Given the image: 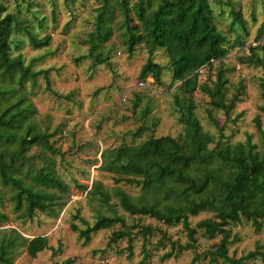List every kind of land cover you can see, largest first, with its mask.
Instances as JSON below:
<instances>
[{
	"label": "trees",
	"instance_id": "16d2710c",
	"mask_svg": "<svg viewBox=\"0 0 264 264\" xmlns=\"http://www.w3.org/2000/svg\"><path fill=\"white\" fill-rule=\"evenodd\" d=\"M99 1L95 29L90 34V56L96 62L101 58L108 61L110 54L103 48L114 34L113 26L117 25L129 54L141 47L150 55L141 69L140 82L152 77V86H163L165 70L171 73L168 89L174 88L171 95L183 131L178 137L150 135L139 143H122L104 150L100 168L113 175L118 185L109 190L97 182L87 196L92 204L99 206L97 219L91 224L78 211L74 218L80 219L85 228L73 223V230L88 244L94 233L119 223L109 244L127 239L132 253V232L126 217L118 214L119 205L130 215L149 216L168 226L182 224L191 241L185 247L179 246L184 250L194 248L197 242L196 228L191 227L189 217L212 212L211 217L202 219L197 226L210 238L221 235L211 252L214 260L235 264H245V259L257 256L264 260V251L260 249L240 259L229 254L231 226L250 222L258 231L264 228L262 121L259 117L256 119L263 141L260 146L252 135L244 141L229 140L224 133L227 125L220 126L213 114L222 113L226 122L240 118V114L237 118L232 115L247 88L244 81L231 79L225 58L234 47L245 44L244 36L237 29L247 31L248 21L240 10L232 8V24L226 32L218 26L210 0ZM12 2L20 4L19 0H0V206H5L7 198L11 200L22 221L33 219L39 213L57 217L68 202L70 188L57 167L56 155L61 151L54 144L56 140H52L56 132L41 125L30 95L38 77L46 71L36 70L34 60L27 62L21 52L23 40L18 34L23 33L34 49L49 47L52 36H42L36 30V27L40 30L46 27V17L40 18L34 13L35 23L21 19L20 9L9 10ZM259 32L258 39L264 27ZM158 50L166 52V66L154 60ZM247 52L241 61L264 69V44L250 46ZM206 67L214 75L200 82V70ZM260 86L264 101V78ZM198 90L210 99L208 115L219 130L218 138L204 127L199 117L195 99ZM134 98L135 106L139 107L141 94L135 92ZM261 109L264 111V102ZM150 110L147 106L142 111L144 118ZM147 130L149 127L142 126L133 136L141 137ZM123 182L138 187L139 193L124 189L119 185ZM113 198L117 203H112ZM8 219L0 210V222ZM140 226L138 232L144 239L156 229L152 224ZM49 241L46 235L28 239L16 228L2 229L0 264H13L19 245H24L27 253L37 258L40 252L50 248ZM144 251L148 256L149 251Z\"/></svg>",
	"mask_w": 264,
	"mask_h": 264
},
{
	"label": "rangeland",
	"instance_id": "374dc122",
	"mask_svg": "<svg viewBox=\"0 0 264 264\" xmlns=\"http://www.w3.org/2000/svg\"><path fill=\"white\" fill-rule=\"evenodd\" d=\"M210 1L218 26L226 32L230 31L232 24V8L240 10L248 21L247 31L237 29L244 36L245 44L234 47L225 58L231 69V79L242 80L246 84L244 99L237 104L232 115L235 118L240 114V118L226 122L222 113L213 114L220 126L227 125L224 133L229 140L244 141L248 135H252L253 141L262 146L256 119H261L264 128V111L261 109L264 101L260 86L264 69L242 62L241 57L244 53L248 54L250 46L264 44V33L258 39L259 30L264 27V0ZM19 2V5L10 3L9 10L16 12L20 9V18L31 19L34 23V13L40 18L46 17V27L43 30L36 27V30L42 36H52L49 47L34 49L23 33L18 34L23 40L21 52L27 62L34 60L35 69H44L47 73L38 77V83L30 95L38 109L37 119L41 125L50 132H56L52 140H56L54 144L61 151L56 155L57 167L69 185L70 194L66 206L57 217L39 213L33 219L22 221L17 217L18 211L14 210L11 200L7 198L5 206H0V210L9 216L8 221L0 222V230L16 228L24 238L46 235L50 240V248L40 252L37 258H32L25 246L19 245L13 264H235L223 259L214 260L211 252L216 249L221 235L210 238L197 226L202 219L211 217L212 212L189 217L191 227L196 228L197 242L194 248L187 247L184 250L179 246L185 247L191 241L182 224L168 226L149 216L130 215L119 205L118 214L126 217L132 232V253L127 239L109 244L112 232L119 228V223L94 233L88 244L84 243L79 232L73 230V223L85 228L80 219L74 218L78 211L91 224L97 219L96 209L99 206L87 198L93 186L99 182L104 189L112 190L118 185L113 175L100 168L104 150L122 143H139L150 135L178 137L182 133L183 127L179 123V114L171 95L174 88L168 89L171 73L165 70L163 86H152L150 77L144 81L145 85H140L139 75L150 55L141 47L134 54H129L117 25L113 26L114 34L103 48L105 53L110 54L108 61L101 58L96 62L90 56V34L95 29L99 0ZM153 58L162 65L168 64L164 50H158ZM213 75L210 68H202L200 82ZM135 92L142 96L139 107L135 106ZM195 99L204 127L218 138L219 130L208 115V108H211L209 97L198 90ZM147 106L151 110L144 118L142 111ZM142 126L149 127V130L141 137H134V132ZM77 183L88 186V189L81 188ZM119 185L131 193H139L136 186L126 182ZM115 202L117 199L113 198L112 203ZM103 210L107 212L106 208ZM144 224L156 227L146 239L138 232L140 225ZM230 228L231 257L240 259L258 249L264 251V228L258 231L250 222ZM144 250L149 251L148 256H145ZM169 252H173L171 256H167ZM245 264H264V260L257 256L245 259Z\"/></svg>",
	"mask_w": 264,
	"mask_h": 264
},
{
	"label": "built area",
	"instance_id": "2783aa9c",
	"mask_svg": "<svg viewBox=\"0 0 264 264\" xmlns=\"http://www.w3.org/2000/svg\"><path fill=\"white\" fill-rule=\"evenodd\" d=\"M150 78H152V77H150ZM152 81H153V78H152ZM140 85H145V82L144 81L140 82Z\"/></svg>",
	"mask_w": 264,
	"mask_h": 264
}]
</instances>
